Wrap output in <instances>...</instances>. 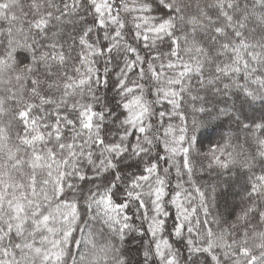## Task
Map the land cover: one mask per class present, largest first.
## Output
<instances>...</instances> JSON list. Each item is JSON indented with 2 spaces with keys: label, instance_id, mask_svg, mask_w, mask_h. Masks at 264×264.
Segmentation results:
<instances>
[{
  "label": "snow or ice",
  "instance_id": "1",
  "mask_svg": "<svg viewBox=\"0 0 264 264\" xmlns=\"http://www.w3.org/2000/svg\"><path fill=\"white\" fill-rule=\"evenodd\" d=\"M0 264H264V0H0Z\"/></svg>",
  "mask_w": 264,
  "mask_h": 264
}]
</instances>
